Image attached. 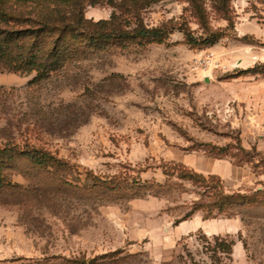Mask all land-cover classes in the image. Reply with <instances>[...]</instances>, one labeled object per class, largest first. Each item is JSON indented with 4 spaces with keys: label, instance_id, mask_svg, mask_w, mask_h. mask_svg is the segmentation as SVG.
<instances>
[{
    "label": "rangeland",
    "instance_id": "374dc122",
    "mask_svg": "<svg viewBox=\"0 0 264 264\" xmlns=\"http://www.w3.org/2000/svg\"><path fill=\"white\" fill-rule=\"evenodd\" d=\"M231 6L234 26L212 47H192L176 30L162 44L85 50L39 87L28 86L34 74L0 73V143L28 141L61 162L18 164L25 203L0 205V264L115 251L141 264H264V206L205 219L210 187L264 193V0ZM187 8L163 0L140 19L155 28L186 18L199 31ZM208 9L211 27H228ZM114 10L88 5L85 16L109 20ZM250 69L258 74H241ZM172 161L204 179L188 169L180 178ZM99 180L122 189L95 188ZM214 237L234 241L231 261L212 260Z\"/></svg>",
    "mask_w": 264,
    "mask_h": 264
},
{
    "label": "trees",
    "instance_id": "16d2710c",
    "mask_svg": "<svg viewBox=\"0 0 264 264\" xmlns=\"http://www.w3.org/2000/svg\"><path fill=\"white\" fill-rule=\"evenodd\" d=\"M163 0H0V73L22 77L35 75L29 87H39L75 60L84 55L85 50L98 49L115 42L164 43L176 30L183 33L188 45L207 48L224 39L234 26L232 0H178L188 5L190 18L198 25L193 31L186 18L181 23L170 22L161 27L148 28L140 19V12ZM11 2V4H8ZM109 3L115 10L109 20L94 22L85 16L88 5ZM227 21L228 27L214 29L210 24V12ZM258 74L250 69L241 74ZM21 162L33 169L46 170L60 167L61 162L51 151L30 142L0 143V205H21L22 186L13 180L16 168ZM178 168L180 178H186L185 170H190L198 180L204 175L195 172L180 162L172 161ZM239 165V164H238ZM221 183L223 180L215 175ZM120 191L122 187L111 181L95 183V188ZM221 186L210 187L216 203L206 207L205 219L218 216H232L231 212L247 205L264 206V193L252 195H225ZM136 197H134L135 199ZM15 201V202H13ZM202 208H196L185 218L193 216ZM184 240V239H182ZM214 245H208L211 258L219 263L223 258L232 260L234 241L214 237ZM181 261H184L181 256ZM142 255H126L123 251L109 252L92 258L85 255L47 257L42 260H13L16 264H141Z\"/></svg>",
    "mask_w": 264,
    "mask_h": 264
},
{
    "label": "crops",
    "instance_id": "0c3cea01",
    "mask_svg": "<svg viewBox=\"0 0 264 264\" xmlns=\"http://www.w3.org/2000/svg\"><path fill=\"white\" fill-rule=\"evenodd\" d=\"M209 156H210V155H209ZM176 162L183 163L184 165H186V166L189 167L190 169L194 170L195 172H197V173H199V174H202V175H205V174H203L202 172H198V171H196L195 169H193L192 167H190L187 163H184V162H181V161H176ZM211 175L218 176V177H220V178L223 180L222 176H220V175H219L218 173H216V172H214V173H210L208 176H211Z\"/></svg>",
    "mask_w": 264,
    "mask_h": 264
}]
</instances>
